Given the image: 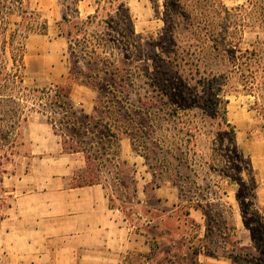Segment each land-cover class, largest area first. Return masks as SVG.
<instances>
[{"label":"rangeland","instance_id":"rangeland-1","mask_svg":"<svg viewBox=\"0 0 264 264\" xmlns=\"http://www.w3.org/2000/svg\"><path fill=\"white\" fill-rule=\"evenodd\" d=\"M11 1H0V221L18 195L10 193L6 180L24 175L34 157L31 123L37 122L34 131L40 139L44 132L37 128L45 123L58 141L74 132L89 144L98 141L93 127L74 131V115H64L54 94L61 87L79 121L87 122L83 106L93 104L91 115L117 126L120 137L126 128L136 151L148 156L154 168L161 164L180 174L183 194L202 204L206 223H212L207 249L216 250V264H264L259 223L264 208L256 206L254 171L238 143V127H244L240 112L250 123L241 135L264 139V0H126L129 11L79 26L87 36H76L72 48L61 35L62 0H23L22 10ZM79 9L87 23L95 12L94 0L82 2ZM44 23L45 33H28ZM84 37L105 48L94 53ZM61 58L69 67L65 83L42 82ZM102 62L123 69L122 92L113 91L119 103L84 83L91 68H106ZM163 90L169 98L161 97ZM145 98L153 106L152 126L140 111L139 100ZM116 145L120 149L117 142L113 151ZM102 162L99 168L87 161L84 177L98 179L112 203L130 213L136 195L131 168ZM244 220L252 230L244 228ZM185 222L180 232L196 234L197 227Z\"/></svg>","mask_w":264,"mask_h":264},{"label":"crops","instance_id":"crops-1","mask_svg":"<svg viewBox=\"0 0 264 264\" xmlns=\"http://www.w3.org/2000/svg\"><path fill=\"white\" fill-rule=\"evenodd\" d=\"M91 14V12L89 13ZM88 14V15H89ZM61 18L64 12L60 10ZM81 15V14H80ZM63 57V54H61ZM45 84H64L66 61L51 68ZM74 98V97H73ZM82 101H78L80 104ZM91 115L93 104L84 105ZM238 140L250 157L256 179V206L264 208V139L241 135L249 116L239 113ZM30 130L29 170L5 184L18 193L0 221V254L4 264H216V250L208 251L207 223L202 206H194L177 182L180 174L151 167L129 134L119 140V164L131 168L135 197L130 213L112 203L103 183L81 185L87 159L82 152L64 151L63 141L41 123L43 137ZM245 138V140H244ZM248 138V139H247ZM165 165V164H164ZM185 182V179L182 178ZM14 187V188H13ZM182 211H185L183 219ZM183 220V221H182ZM193 223L196 234L183 231ZM185 222V223H186ZM177 225V226H176ZM244 228H247L243 221ZM1 259V257H0Z\"/></svg>","mask_w":264,"mask_h":264},{"label":"trees","instance_id":"trees-1","mask_svg":"<svg viewBox=\"0 0 264 264\" xmlns=\"http://www.w3.org/2000/svg\"><path fill=\"white\" fill-rule=\"evenodd\" d=\"M0 1L5 2L6 0H0ZM84 1H87V0H62L63 5L66 7V12L62 17V22L60 23V28H61V25H62V28L64 27V32L62 31L61 35H63L66 38L71 48H72V44L76 41L75 39L76 36L78 37L81 34H84L87 36L86 30L79 26H84L86 24H89V21H91L92 19H98L101 16L111 17L113 12L117 14H121V12L125 10L129 11V9H126V0H94L95 12L94 14H91L87 17L88 21L86 23L85 21L81 20L80 9H79L80 4ZM11 2L14 5L13 6L14 8H18L22 10L23 0H12ZM27 13H28L27 11H22L23 15H27ZM79 19L81 20V22L78 21ZM107 25L110 26L111 24L107 23ZM47 29H48V24L44 23L41 27L29 29L28 33L29 34H43L47 31ZM130 31L132 32V34H134V27H131ZM85 38L86 37H84L85 42H89L91 46L94 45L93 50H92L94 53L95 51H97L98 48H105V46L101 47V44L91 43L92 40H88ZM23 48L24 46L22 45V48H21L22 51L24 50ZM102 64L106 66L104 70L97 68V66L94 68V70L91 68L89 74L85 75L87 80H85V82L83 80L81 81L86 84L92 85L94 88H97L98 90H104L106 97H109L112 101L116 100L117 101L116 103H119L117 99L118 96L113 91L115 90V91H118L119 93L122 92L121 88H123L124 86H122L123 78H121V71L123 69L114 67L111 62L109 64H105V62H102ZM79 72L80 71H78V73ZM70 74H71V71H70ZM99 77L101 80L99 79ZM166 92L164 90L163 92H161L162 98H164L165 95L167 98H169ZM54 94L59 101L57 102L59 103L58 106L60 107L61 110L65 111L64 115L68 114L69 112H70L69 114L74 115L72 119L73 124L75 126L74 131L77 129V127L79 128L85 127L86 128L85 130H90L91 127H93L95 129L94 134L98 135V141L96 142L98 146H96L95 142H93V144H89L86 142V140L81 139L77 132H74V134L64 133L62 134L64 151L69 152V153L82 152L85 155L88 162L92 160L98 163L99 168L104 166L102 161L105 159L107 162H111L113 165H116V163L119 161L120 149L118 150V145H116V148L113 151L112 146L113 144L119 142L120 130L117 128V126L115 125L112 126L108 122L104 121L102 117L97 118L96 115H88L86 113H81V114L85 117L87 122L83 123L79 121L78 120L79 118L76 116L77 112L74 111V106L72 102L70 101V95L65 93L64 88H61V87L58 88V90ZM139 103L141 106L140 111H142V114L146 116V123L149 124L148 126H152L153 123H151V120L153 119L152 118L153 106H152L150 99L148 98L140 99ZM94 111L95 113H97L99 111L98 107L94 108ZM108 111H110V109H108ZM123 129H124L123 132L127 133V129L126 128H123ZM84 135H87V131H84ZM188 141L189 139H187V142ZM134 147L136 149L135 145ZM100 149L103 151L100 152L99 151ZM145 158L147 159V162L151 165L150 158L146 155H145ZM151 167L153 166L151 165ZM87 179L88 177H83V180L85 181L82 182L81 185H93L96 183H101L98 179L90 178L88 181ZM133 181H135L134 178H133ZM182 191H183V188H182ZM135 192H136V188H134L133 195H135ZM255 197H256V194L254 195V199ZM188 198L190 200H193L195 203H198L196 202L195 198H190V197ZM201 205L199 203L197 205L195 204L194 206L198 207ZM244 223L249 230H252L253 226L251 223H247L245 222V220H244ZM259 223L260 225L262 224V230H264V225H263L264 219H262ZM211 224L212 223L208 221L207 234H206V237L208 238H210V235L213 232L212 230H210Z\"/></svg>","mask_w":264,"mask_h":264}]
</instances>
